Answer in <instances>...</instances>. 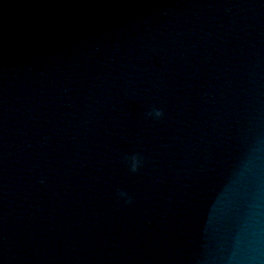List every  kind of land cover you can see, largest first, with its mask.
<instances>
[{"label": "water", "instance_id": "1", "mask_svg": "<svg viewBox=\"0 0 264 264\" xmlns=\"http://www.w3.org/2000/svg\"><path fill=\"white\" fill-rule=\"evenodd\" d=\"M0 264H264V0H0Z\"/></svg>", "mask_w": 264, "mask_h": 264}, {"label": "clouds", "instance_id": "2", "mask_svg": "<svg viewBox=\"0 0 264 264\" xmlns=\"http://www.w3.org/2000/svg\"><path fill=\"white\" fill-rule=\"evenodd\" d=\"M164 115L162 108L157 106H152L146 112V117H150L154 120H159ZM124 161L130 167V171L136 172L143 164V157L139 152H133L131 154H126L124 156ZM120 198L124 199L125 204H130L132 202V197L123 190L118 191Z\"/></svg>", "mask_w": 264, "mask_h": 264}]
</instances>
